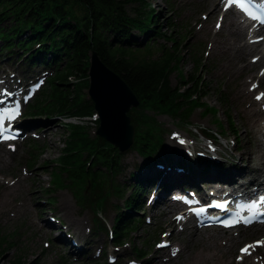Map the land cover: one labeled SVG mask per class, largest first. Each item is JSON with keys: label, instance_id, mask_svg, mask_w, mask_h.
<instances>
[{"label": "trees", "instance_id": "1", "mask_svg": "<svg viewBox=\"0 0 264 264\" xmlns=\"http://www.w3.org/2000/svg\"><path fill=\"white\" fill-rule=\"evenodd\" d=\"M131 5H134L136 16H131L128 11ZM148 5L146 0H0V38L10 46L16 42L25 46H31L37 41L45 42V45H41V51L45 54H52L57 60L69 56L66 66L58 70L39 100L43 101L48 95L54 97L46 113L48 116H59L62 113L82 116L94 109V103L83 99L81 93L89 86V54L96 50L102 61L139 98V108L129 113L136 127L135 149L151 158L159 151L162 137L161 131L150 125L154 119L144 114L147 106L159 112H170L182 121L187 120L197 108H202V112L212 114L216 122L218 108L202 102V98L211 93V87L203 75L199 74V67H195L186 79L180 69L181 60L175 54L165 52L155 59L145 58L144 52L125 47L130 45L129 29L138 23L137 18L150 20L152 11ZM5 20L10 22L3 24ZM27 30L30 32L29 37L22 39V34ZM175 70L178 71L179 81L173 85L170 76ZM216 92L223 112L227 120H230V129L237 133L231 123L233 109L228 95L220 89ZM193 94L197 95V100L190 98ZM87 133L86 125H72L70 137L64 140V150L67 152L62 160L66 172L79 193L88 182L92 185V195L98 192L102 195L104 189L107 194L112 188L119 190V187L113 183L108 185L107 180L91 170L96 165L117 169L120 165V152L100 137L91 140ZM79 149H87L89 157H95L89 170L82 161L81 152L71 156ZM55 177L59 178V175ZM99 182L105 186H99ZM13 264H22V261L19 259Z\"/></svg>", "mask_w": 264, "mask_h": 264}, {"label": "rangeland", "instance_id": "2", "mask_svg": "<svg viewBox=\"0 0 264 264\" xmlns=\"http://www.w3.org/2000/svg\"><path fill=\"white\" fill-rule=\"evenodd\" d=\"M146 1L150 3L151 4L150 6H152L156 10V13L159 15V19L161 23H163L164 31H167L165 27V23L166 25H168L170 17L174 16L173 20L180 26L178 29L181 32L184 31L182 28L184 26L188 29L189 33L194 34V36L191 37L187 36L184 39V43H186V47H183L181 49V55H182L181 67L187 74L191 73L192 70L194 69L193 58L195 52L197 51V49L200 48V46H202L200 42L206 41V39H204V36L208 35L206 31L202 33L198 32L196 30V27L194 26V22L197 20L196 17L197 10H200L199 5H204L206 0H191L189 3H186L187 2L186 0H168V1L146 0ZM174 1L176 6V7L174 6V9L176 11L173 12L172 5L174 4ZM163 10L167 11L166 16L163 15ZM128 11L130 14L133 15L134 14L133 6H129ZM173 29L174 28H172L171 31ZM135 33H136L137 41L143 42L145 40L144 36L140 35L138 31H135ZM200 34H204V35L200 36ZM160 42L165 43L166 40L161 39ZM170 44L172 45L171 42L168 43V45ZM209 55L206 54L204 56V64L206 68L204 70L206 71L207 81L210 80L213 83L211 84V93L209 95H206L204 100L208 101L210 104L215 105L220 110L219 115L221 117V120L225 122L226 118L224 116L223 108L218 100V93L216 92L217 89L221 87L225 93L230 95L229 101L231 103L233 112L235 116L238 118V120L240 118V115L242 117L244 115L247 116L248 114L243 109H248L251 107L249 106V104L251 103L252 98L245 95L243 92H241V90L238 91L237 89H235L234 80L239 81L241 86L247 82V75H248L247 72H249V69L246 68L245 69L246 73L243 75H240L239 72H241V69L247 63H249L250 56L248 61H241L239 68L235 67V71L233 73L231 72V75L233 77H229L228 74L226 73L224 75L223 80H221L219 78L220 73L224 72L223 68L221 67V63L225 61V58L212 56V55L209 57ZM218 62H221L220 68L218 69L219 71L216 70V73L214 75L211 73V71L213 68L217 67ZM251 70L252 71L250 73H256V69H251ZM205 71H203L202 73H205ZM218 79L220 80L219 82ZM171 80L173 85L178 84L179 77L177 71L173 72V74L171 75ZM84 91L87 94L88 89ZM200 112L201 109L196 110V112L191 116V121L187 127H189L190 125L192 126L195 125L196 129L201 128L210 131L211 133L218 134L217 129L220 127L214 122L211 124L208 118H202V116L203 117L205 116L203 114H201L202 115L201 116ZM36 117L32 118V120L40 121L41 124L37 125L36 128H34V130L38 131L39 133H46L47 135V137L42 136L41 139L48 146L47 154L43 157V160L47 158L57 159L62 153V147L65 145L64 140L66 138L65 133L67 128L64 126V122L60 120V118H53L46 120L44 119V117L43 118L42 117L36 118ZM159 119H163L166 124L165 126L168 128L173 129L176 127L178 129H184V127H178L179 123H177V120L173 116L159 115ZM74 120L77 121L78 119H74ZM239 121L241 124H243V126L246 125L245 118L244 121L241 120ZM87 123H89L91 127L96 126L95 123H92L90 116L89 117L87 116L85 118V124ZM238 126L241 130L242 140L245 143L253 144L254 142L252 140L251 131L249 127L246 125L248 128L245 129L243 126L241 127L240 124H238ZM48 128L50 134L47 133ZM91 132L94 133V130H91ZM230 136L234 137L233 134H230ZM166 138L168 139L167 135ZM167 144L170 143L167 141ZM132 147L128 151L123 153L120 171L115 176L116 183L119 182L125 183L126 180L129 181L128 183H126L128 184L129 192H131V182H134L135 184L134 177L136 176L138 178L137 174H135V172L133 173V170L137 169L134 168V166L138 167L137 165L140 164L142 165L143 163L142 157L136 152L131 151L133 149ZM257 151L263 152L261 146L259 145L257 146ZM27 157H28L27 149L25 148L24 144L21 145L18 152L15 154H9L5 149L2 153L0 152V174L5 176L11 175V176L22 177L21 182L11 187V189H6L5 188L6 184L2 182V180L4 179L0 178V201L4 203L0 205V236L4 230L6 231V234L13 232L14 229H17L19 231V236L16 239V243L23 242L21 245L22 247L21 261L23 264H55L57 261L61 259L62 255H65V257L67 258L70 249L69 247L66 246L61 247L59 249L57 245H54L55 241L51 240V247L49 248V251L42 252L43 250L42 245L46 241L48 233H46L47 230L40 231V226H41L40 220L42 218H43L42 221L46 220L45 215L47 214L48 208L50 207L49 209H52V207L59 206L60 210H58L55 213H57L59 216L62 217L65 216V220L67 222L70 219L71 212L72 214L79 215L80 217L89 214L92 218L94 217V212L90 208H81L77 203L76 198L72 195L70 189L55 190L52 195L55 196L56 199L53 203L49 202L50 196L47 192L44 191V187L50 186V188H52V185L49 184L51 183V177H50L51 175L49 174V172H47L48 170L42 166L32 169L30 172H32L33 175L31 176L24 175L22 166H25V161ZM251 158H252V163L257 167V165L255 164V160L258 161V159H254V153L251 154V151L250 153L246 152L245 158H241L238 160L236 158L230 159L228 166L229 168L234 167V165L238 167L246 168ZM66 191L70 193V195H67L69 197L62 196L63 194L66 195V193H64ZM23 199H25L26 204L21 205L20 201L23 202ZM62 203H65V205H67L68 208L65 207L62 209ZM27 206L29 207L30 211L26 210ZM32 207H33V211L31 210ZM108 207L106 210H102L98 213V218L105 223L107 228L114 224L115 217L117 215L116 209H113V207L109 205ZM8 208L10 209L7 210ZM145 210L147 211L146 208ZM168 210L169 208L167 207V205L166 206L159 205L158 208L153 212L156 213V217L154 218V223L150 227L145 228V232L140 233L141 230L140 229L138 233H135V236L132 238V241L138 243V245L140 246H144L146 242L153 236L154 228L152 226H154L155 223L161 224V222H165L166 225L168 224V221L171 218V214L173 213V212H169ZM161 211H165V213L159 215ZM10 213H13L14 216H10ZM7 217H9V220H7ZM38 218L40 219L39 222H37ZM100 234L101 235L99 236V238H105L106 236L105 232L103 233L100 232ZM207 234L208 231H205L204 233H202V237L206 236ZM261 234H264V230L259 229L257 231H254L249 235L241 238L240 241H238L239 242L238 244H241L243 241L247 239H252ZM242 236L243 235H241V237ZM177 238L184 246H186V248L180 257H178L174 262L169 264H187L186 257L196 252V250L199 247V244H197L199 239L195 237L194 233L192 232H186L184 235H179ZM12 240L15 243V237H12ZM230 253L233 252L232 250L229 249V251L223 254L225 264H235L232 262L230 258H227V256ZM17 254H18V250L15 246L2 247L0 249V264H12V261H14ZM72 260L74 261V258H72ZM88 260L89 259L84 258L82 259L81 262L72 263V264H83V263L90 264ZM34 261H38V262L33 263ZM152 262H149V264H152ZM243 264H248V263L245 262Z\"/></svg>", "mask_w": 264, "mask_h": 264}, {"label": "bare ground", "instance_id": "3", "mask_svg": "<svg viewBox=\"0 0 264 264\" xmlns=\"http://www.w3.org/2000/svg\"><path fill=\"white\" fill-rule=\"evenodd\" d=\"M220 8V0H213L212 4L209 7L211 11V17L213 18ZM229 35L235 34L239 35L241 39H233L232 37L226 36L221 40H216L214 42V53H218L224 56H227L230 60H234L236 58H244L246 55V51L249 50L252 52L253 50H258L259 45H248L245 37V29L239 26L237 23L232 21L230 18L224 29ZM40 121L30 120L26 121L25 124L28 128L36 127ZM47 133L50 134L49 128ZM180 149H183L181 146ZM264 166V161L262 163ZM216 170H220L218 167L214 168ZM262 169V168H259ZM230 180H236L237 178L246 175L248 173H252L255 171L254 165L251 164V160L246 168H228L225 167L223 170ZM150 173L155 176L156 171L151 168ZM214 173H210L209 171L205 174L203 170H196V177L190 178L189 184L201 187V185L205 184V182H212L214 180ZM184 179L183 174L178 172L175 168L169 169L165 172L163 177L158 183V189L156 193L158 194L157 201L155 203V207L162 201H166L169 203L167 199V195L174 191L179 186V181ZM45 225L49 228H53L54 225L48 221H44ZM172 223V222H171ZM209 232L206 236L202 237L201 233H196L195 237L199 239V247L196 252L192 255L186 257L187 264H225V260L223 258L222 251H227L231 245H233L234 240L231 236L226 237V241L219 240L222 236V232L220 229H209ZM62 245H70V240L66 237L62 236L58 240ZM73 250V248L71 249ZM77 253H80L82 249L76 248ZM154 263L160 264V259L158 254L153 256Z\"/></svg>", "mask_w": 264, "mask_h": 264}, {"label": "water", "instance_id": "4", "mask_svg": "<svg viewBox=\"0 0 264 264\" xmlns=\"http://www.w3.org/2000/svg\"><path fill=\"white\" fill-rule=\"evenodd\" d=\"M90 76L89 92L101 117L98 133L126 150L134 137V127L127 113L138 106L139 100L127 83L102 61L97 51L91 54Z\"/></svg>", "mask_w": 264, "mask_h": 264}, {"label": "snow or ice", "instance_id": "5", "mask_svg": "<svg viewBox=\"0 0 264 264\" xmlns=\"http://www.w3.org/2000/svg\"><path fill=\"white\" fill-rule=\"evenodd\" d=\"M237 3L239 4V6L241 7V9L252 19L254 20H260L261 23H264V17H261V16H258L256 15L254 12H252L250 10L249 7H247L243 2L242 0H229V3ZM257 99H264V94H262L261 96H258ZM15 118V114H13L12 116H9V119H13ZM3 125V117H0V127H2ZM0 136H3V133L0 132ZM5 139H7L8 137H4ZM226 226H230V225H226ZM257 245H260V246H264V241H260V242H257ZM254 247L253 245H249V246H246L244 249H242V253H245V254H248L249 252V249Z\"/></svg>", "mask_w": 264, "mask_h": 264}]
</instances>
